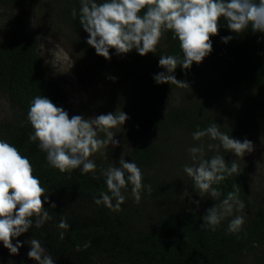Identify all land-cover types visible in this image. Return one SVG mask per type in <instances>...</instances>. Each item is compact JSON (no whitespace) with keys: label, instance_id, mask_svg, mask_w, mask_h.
Instances as JSON below:
<instances>
[{"label":"trees","instance_id":"trees-1","mask_svg":"<svg viewBox=\"0 0 264 264\" xmlns=\"http://www.w3.org/2000/svg\"><path fill=\"white\" fill-rule=\"evenodd\" d=\"M0 4L20 8L24 3L23 0H0ZM41 7L48 8L47 17L71 27L68 38L85 55L91 67L97 69L99 77L116 78L110 79L115 88L111 99L127 111L129 119L123 124V132L130 145V158L142 169L143 183L152 186V193L149 195L145 190L137 204L129 185L122 190L127 197L121 205L122 211H112L93 200L99 198L101 192L108 191L105 177L99 171L111 166L107 160L92 158L99 179H93L91 173L82 175L80 169L69 174L48 165L46 153L38 148L39 142L29 141L33 133L27 120L30 102L35 96L43 95L65 109L66 100L38 49L39 40L34 31L0 39V94L9 108L8 114L0 119V139L16 146L29 158L34 175L47 189L49 203L44 207L53 217L41 228L33 226L13 243L38 239L55 264H236L245 256L261 252L264 204L245 215V224L238 234L228 233V216L215 231L207 225L201 227L202 217L210 207L193 203L199 192L192 179L186 173L169 174L160 170L159 165L166 157L173 128L193 133L197 128L203 130L217 123L222 132L235 138L238 133L247 135L264 124V34L253 33L250 27L244 32L233 33L221 19L218 35L210 37L213 51L207 57L216 80L228 95L244 106L243 117L231 120L230 111L212 110L209 104L191 98L179 97L175 104H169L171 91L177 85L157 84L153 77L166 70L159 66L160 56L183 58L180 42L173 38L172 31L164 34L155 53L141 56L133 49L117 55L110 49L111 59L106 60L86 42L88 33L79 22L80 0H45ZM73 8L77 9L75 19L71 15ZM17 19L18 22L22 20L21 16ZM225 36L233 39L225 44L221 40ZM199 72L200 65L193 63L189 69L177 66L173 75L182 81ZM205 153L207 159L216 154V150ZM227 153L220 148L219 154L230 166L232 159ZM236 162L239 175L233 174L214 185L221 192L216 200H223L228 192L238 189L239 198L248 203L249 171L243 163ZM185 189L189 196L182 197ZM53 202L54 209L50 206ZM62 217L70 225L63 240L59 234L64 230L58 228ZM86 242L91 246L76 251L77 245L83 248ZM0 248H4L2 243ZM258 262L262 264L260 257L255 264ZM14 264L36 262L26 254Z\"/></svg>","mask_w":264,"mask_h":264},{"label":"clouds","instance_id":"clouds-1","mask_svg":"<svg viewBox=\"0 0 264 264\" xmlns=\"http://www.w3.org/2000/svg\"><path fill=\"white\" fill-rule=\"evenodd\" d=\"M143 10V11H142ZM77 17V9L71 10ZM226 22L227 28L233 33H241L251 28L253 33L264 34V0H80L79 22L88 33L87 44L95 49L96 54L111 59L110 49L117 55L127 54L135 49L139 55L155 53L157 45L168 31L178 39L183 58L174 55L160 56L159 66L166 71L157 73L153 79L157 84L170 83L178 87H186L187 83L177 80L173 75L177 66L189 69L193 63H201L213 51L211 36L218 35L220 21ZM232 36L221 37L223 43L232 40ZM115 80V77H109ZM129 117L124 112L101 114L86 118L83 115H72L63 108L56 106L48 97L35 96L30 102L27 120L33 133L30 142H39L38 148L46 153L50 167L61 173H71L80 169L81 174H92L99 179L97 165L91 157L111 145L119 146L111 129L122 126ZM106 134L101 138L100 133ZM209 137L218 144H209L208 150H216L210 158L205 157L204 145L190 147L188 152L193 163L185 164L183 171L194 183L199 196L209 194L219 198L221 192L214 187L233 174L239 175V165L235 160L226 161L219 154L222 147L235 157L242 158L254 150L252 141L233 138L222 132L217 123L210 124L192 133L194 140ZM100 175L105 177L107 192H101L94 203L103 204L112 211H122L127 197L122 190L131 185V195L135 203H140L142 193L146 190L150 195L152 186L143 183L142 169L133 161L126 162L120 158L119 167L101 168ZM110 193V195H109ZM189 196L187 189L181 195ZM43 198V199H42ZM115 200V203H113ZM49 203L47 189L42 186L29 158L21 154L19 149L4 139H0V243L8 249L10 255H19L23 242L16 240L33 226L41 228L53 219L47 208ZM199 206L200 201H193ZM51 208L56 204L51 203ZM245 203L239 198V190L230 191L219 204L207 209L202 217L203 224L215 231L226 216L233 210L242 211ZM245 218L236 215L228 223L227 231L238 234ZM61 231L60 239L70 225L65 217L58 223ZM30 250L29 259L36 264H55L54 258L46 253L38 239L27 241ZM91 246L86 242L76 251L86 250ZM256 246V245H254Z\"/></svg>","mask_w":264,"mask_h":264},{"label":"rangeland","instance_id":"rangeland-1","mask_svg":"<svg viewBox=\"0 0 264 264\" xmlns=\"http://www.w3.org/2000/svg\"><path fill=\"white\" fill-rule=\"evenodd\" d=\"M44 1L23 0L24 4L20 8L0 4V39L6 40L15 34L35 32L39 40L38 49L48 64L53 78L61 88L66 100L65 110L70 117L83 115L89 118L101 114L127 112L119 102L116 104L111 99L115 89L112 80L99 77L97 69L91 67L90 62L85 59V55L68 38L71 27L46 16L49 15L48 8L41 7V2ZM19 16L22 18L21 22H18L17 17ZM209 62V58L205 57L199 63V74L182 80L188 86H177L175 90L171 91V96L168 99L169 104H175L179 97L191 98L209 104V109L230 111L228 113L231 120L243 117L244 106L238 104L239 101L236 98L226 93L227 91L216 80ZM116 88L119 87L116 86ZM203 105L207 106L206 104ZM8 111V103L0 94V119L7 115ZM123 127L124 125L111 129L115 134L114 139L119 141V146L113 148L109 145L102 150V153L98 152L91 158L102 157V159L107 160L109 165L116 167L119 166L120 158H124L126 162H131L130 145L126 140ZM99 135L101 138H106V134L103 132ZM235 138L241 141L247 138L252 141L254 150L251 153H246L243 159L227 153L230 159L243 163L248 168L250 175V185L247 191L248 203H245V208L242 211L234 209L232 215L228 216L230 220L236 215H242L246 218L247 213L264 204V124H260L252 133L247 135L238 133ZM201 144L204 145L206 152L209 144L215 145L217 143L209 137H204L199 141L194 140L191 132L173 128L170 132V142L167 144L166 157L161 161L159 169L173 175L185 174L184 165L193 163L188 149L199 147ZM196 200H199V205L203 207H212L222 201L211 196L203 195L200 197L199 193L195 197ZM27 241L29 240L23 241L19 255H10L8 249L0 248V264H14L21 261L30 250ZM263 255L264 246L261 248V252L257 251V253L245 256L239 259L236 264H255L259 257L264 264Z\"/></svg>","mask_w":264,"mask_h":264}]
</instances>
